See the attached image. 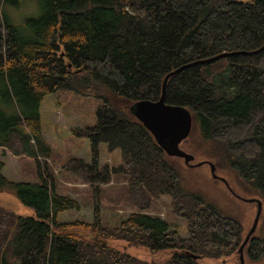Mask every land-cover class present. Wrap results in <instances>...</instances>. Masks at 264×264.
<instances>
[{"label":"trees","instance_id":"trees-1","mask_svg":"<svg viewBox=\"0 0 264 264\" xmlns=\"http://www.w3.org/2000/svg\"><path fill=\"white\" fill-rule=\"evenodd\" d=\"M8 6L18 7L19 0H0V102L15 103L18 112L0 110V147L34 160L36 181L8 180L0 161V192L34 212L23 217L0 209V264H201L239 245L236 218L181 183L169 156L134 118V107L156 103L164 77L180 69L167 81L164 104L185 108L205 142L264 201V50L201 63L259 49L264 0H42L41 14L23 27L13 24ZM61 90L101 101L96 124L72 131L87 139L90 161L72 159L64 169L89 184L106 183L99 145L119 150L125 163L113 173L131 181L130 195L141 200L134 206L146 210L154 198L170 197L173 213L185 220L186 238L141 211L106 229L96 188L91 223L58 220L79 209L56 192L41 135V104ZM113 239L173 252L148 263L106 243ZM252 241L262 255L264 233Z\"/></svg>","mask_w":264,"mask_h":264},{"label":"rangeland","instance_id":"rangeland-1","mask_svg":"<svg viewBox=\"0 0 264 264\" xmlns=\"http://www.w3.org/2000/svg\"><path fill=\"white\" fill-rule=\"evenodd\" d=\"M5 12L14 25L23 27L27 19H35L41 14L42 0H19L18 7L8 6L5 8ZM25 31L29 32V29H25ZM100 105L101 101L98 99L82 97L66 90L45 97L41 104V135L50 148L48 167L55 180L56 192L59 195L74 199L79 206L78 210L66 211L60 214L58 220L64 224L73 222H76V224L77 222L78 224L91 223L93 218L91 196L96 188L101 190L100 201L102 207L100 217L102 226L106 229L117 227L121 220L128 215L141 211L144 214L158 216L166 220L173 225V229L179 230L181 238H186L185 220L173 213L170 197L161 195L154 198L146 210H140L134 206L140 205L141 200L137 195H130L131 181L122 173H113V168L118 170V167L125 163L119 150L108 151L106 144L101 143L99 145L100 165L107 166L110 174L106 183L100 185L89 184L85 177L83 179L79 174L73 173L67 168L64 169L72 159H82L84 162L90 161V149L87 139L75 136L72 131L77 128L84 129L87 126H94L96 124V110ZM165 122L162 129L169 130ZM185 136L186 131H176L172 136L165 139L169 149H172L181 140L178 149L174 153L171 150L168 155L179 173L181 183L187 189L201 193L223 212L234 216L241 226L239 245L227 255L217 259L205 258L200 261L201 264H264V253L260 255L256 245H252V240L261 239L264 233L263 199L248 192L247 189L250 187L228 168L227 162L223 160L221 155L216 153L217 150L205 142L199 124H195L192 118L189 134ZM183 137L185 138L182 139ZM3 148L4 150H0V154L4 158H1L0 155V161L2 160L1 162L7 166L4 172L8 178L35 182L36 168L34 160L24 156H15L7 148ZM181 153L191 158L188 164L184 163V157ZM202 162L203 164L200 165ZM204 162H210L214 165L216 176L225 180L230 190L221 180L211 176L210 168ZM197 164L199 166H193ZM13 171L18 174L15 175ZM233 193L241 199L236 198ZM242 199L259 200L262 203V208L255 231L250 236L248 244L242 250H239L246 235L253 227L257 214L256 202L247 203ZM0 209L14 215L20 214L23 217L34 216V212L30 208L21 205L13 194L7 192L0 194ZM79 229L83 231L82 228ZM106 243L116 250L148 263H161L169 258L173 252L165 250L153 253L144 246L131 245L118 239L108 240ZM253 255L255 258H252Z\"/></svg>","mask_w":264,"mask_h":264},{"label":"water","instance_id":"water-1","mask_svg":"<svg viewBox=\"0 0 264 264\" xmlns=\"http://www.w3.org/2000/svg\"><path fill=\"white\" fill-rule=\"evenodd\" d=\"M263 50H264V42H263V45L255 51H252V52L236 51V52H230V53H222L220 55L205 59L204 61H201V63L209 64V63H213L217 60H220V59H223L226 57L235 56V55L257 54ZM183 68L184 67H182V69ZM179 71H180V69H177L175 71H172L171 73H169L168 75H166L164 77L163 83H162L161 96L159 97V99L156 103H153V104L138 103L134 107V115H135L136 119L139 120L148 129V131L154 136L156 142L159 144V146L162 148V150L165 151V153L167 155L170 154L171 150H172V153H174L178 149V144L181 140L176 145H174V147L172 149H169V147L165 143V139L172 136L174 134V132H176V131H179V132L186 131V136H187L189 134V129L191 126V116H190V113L185 108L169 107V109L168 108L167 109L170 112L169 111L166 112V109L164 108V106H165L164 105L165 87H166L167 81L171 76H174V74L178 73ZM168 115H172L173 118L171 120L168 119L167 118ZM162 117H164V119H167V120L162 119ZM164 122H165L166 127L169 128V130L162 129V125H164L163 124ZM185 137H183L182 139H184ZM181 155H183V157H184V163L188 164V161L191 158L187 157L184 153H181ZM202 164H203V162L200 165H202ZM204 164H207L209 166L211 176L215 179L221 180L223 182V184L229 189V186L225 182V180L216 176L214 165L210 162H204ZM193 166L196 167V166H199V164L193 165ZM233 195L236 198L241 199L235 193H233ZM242 200L244 202H247V203L256 202L257 214H256V217L254 219L253 227L251 228L249 233L246 235L244 241L242 242V244L239 247V250H242L244 248V246L247 244L250 236L255 231L256 225L258 223V220H259V217L261 214V208H262L261 207L262 203L259 200H256V199H242ZM239 252L241 253V251H239Z\"/></svg>","mask_w":264,"mask_h":264},{"label":"crops","instance_id":"crops-1","mask_svg":"<svg viewBox=\"0 0 264 264\" xmlns=\"http://www.w3.org/2000/svg\"><path fill=\"white\" fill-rule=\"evenodd\" d=\"M0 110H2L3 112H5L7 115H14L15 113H17L18 111H17V107H16V105H15V103H13V102H11V103H7V104H3V103H1L0 102ZM34 143V142H33ZM32 143V144H33ZM0 150H4V148L3 147H0ZM1 155V154H0ZM1 158H4V157H2V155H1ZM2 161V160H1ZM7 168V166H5V164H4V167H3V169H2V174L8 179V180H10V181H14V182H33L32 180H28V181H24V180H13L14 178H8V176L5 174V172H4V170ZM13 173L15 174V175H17L18 173L17 172H15V171H13ZM3 193H5V192H3ZM3 193H1L0 192V194H3ZM17 215V214H16ZM18 216H21L20 214H18Z\"/></svg>","mask_w":264,"mask_h":264},{"label":"flooded vegetation","instance_id":"flooded-vegetation-1","mask_svg":"<svg viewBox=\"0 0 264 264\" xmlns=\"http://www.w3.org/2000/svg\"><path fill=\"white\" fill-rule=\"evenodd\" d=\"M164 105H165V104H164ZM169 107H173V106H169V105H167V104L164 106V108L166 109V112L169 111V110H168ZM167 108H168V109H167ZM169 112H170V111H169ZM167 118L171 120V119L173 118V116H172V115H168ZM162 119H164V117H162ZM164 120H167V119H164ZM179 126H180V125H179ZM247 244H248V242H247Z\"/></svg>","mask_w":264,"mask_h":264}]
</instances>
